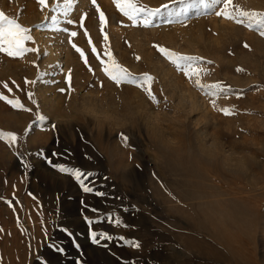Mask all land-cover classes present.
Returning <instances> with one entry per match:
<instances>
[{"label":"rangeland","instance_id":"obj_1","mask_svg":"<svg viewBox=\"0 0 264 264\" xmlns=\"http://www.w3.org/2000/svg\"><path fill=\"white\" fill-rule=\"evenodd\" d=\"M132 3L161 11L144 27L114 0H0L39 50L0 53V94L23 105L0 99V133L17 136H0V264H264V36L236 10L264 21V0H232L233 19L221 0ZM156 45L207 71L186 76ZM106 51L130 74L120 84ZM125 96L141 103L135 127L112 108Z\"/></svg>","mask_w":264,"mask_h":264},{"label":"snow or ice","instance_id":"obj_2","mask_svg":"<svg viewBox=\"0 0 264 264\" xmlns=\"http://www.w3.org/2000/svg\"><path fill=\"white\" fill-rule=\"evenodd\" d=\"M40 2L43 4L45 0H40ZM175 2V0H173ZM181 3H184L185 0H180ZM223 3V8L220 11L215 12L217 16H223L228 19H233L235 17L232 16V14L228 11L229 6L232 5V0H221ZM92 3L95 4V0H92ZM114 3L116 4V7L119 9L120 12H122L125 16H127L133 23V25H139L142 23L144 27H149L152 25V17L156 16L160 11L161 8H155V9H145L141 8L138 5H135L132 3V0H114ZM213 3V0H187L185 11L189 7H197L200 6L202 8H209L211 7ZM164 9H167L169 6L168 4H165L162 6ZM235 7V6H234ZM238 11V14L240 16H247L249 18V26H251L252 23H258L261 25L260 35L264 36V21H258L255 18L257 17V13L255 12H245L240 11L239 9H236ZM141 11H145L147 15H145L142 20L138 19V13ZM55 19V17H53ZM70 24L73 23L71 20L68 21ZM166 23H171V21H165ZM107 23L106 18L104 14L100 13V24H101V31H104V25ZM237 23H243L242 20L237 19ZM65 32H67L69 37V44L71 47L74 48V50L79 53L81 59L85 60V63H87V58L85 56V52L77 47L74 43H72V38L77 36L76 31H68L67 29H64ZM29 29L27 27L21 26L15 19H11L7 16H5L2 12H0V53L7 54L8 57L14 58L21 56L24 52H38L39 50L36 48L28 49L25 47L24 42L27 40H31L32 37L28 35ZM104 39L107 40L108 36L105 33ZM89 43H91V40H89ZM158 48V51L162 54H164L173 64L176 65L177 69L184 72L186 76H192L196 75L197 77L200 75L202 71H207L206 69L201 68H193L192 65L186 64L188 61L192 60H199L202 59L201 57L197 56H190V55H181L178 53L171 52L170 50L161 47L159 45H156ZM245 47H248L245 45ZM92 52H96V47H92ZM106 55L108 56V62L105 63L104 71L105 73L114 80L117 84H120L122 81L126 80L129 77V73L121 66L119 65L114 57L112 56L110 51H106ZM136 59H140V57H136ZM110 62V63H109ZM207 63L211 64L212 61H207ZM237 71H241V69H237ZM143 75V84L148 85L146 88V91L148 92L149 99L154 103H159V100L157 99L156 95H153L152 88L150 86L151 81L153 80V77L148 74L144 73ZM68 81V86H71V69H69L68 75L66 77ZM34 83V82H29ZM197 87H203V85L200 83L199 79L196 81ZM218 86V85H214ZM6 87V85H5ZM61 93H65L66 89L62 88L59 89ZM0 99H6L7 102L11 105L19 106L23 108V105L20 104L18 100L8 99L7 97L0 94ZM35 103V101H33ZM215 101H213V104ZM28 111H31V109H27ZM222 111L225 113V115H231V112L228 109H222ZM44 117H41L43 119ZM53 130H55V125H52ZM0 136L6 137L10 142L16 141L17 136L14 133L8 132V133H0ZM125 140H127V137H124ZM61 171H64V169H61ZM85 191H91L90 189H85Z\"/></svg>","mask_w":264,"mask_h":264},{"label":"clouds","instance_id":"obj_3","mask_svg":"<svg viewBox=\"0 0 264 264\" xmlns=\"http://www.w3.org/2000/svg\"><path fill=\"white\" fill-rule=\"evenodd\" d=\"M174 95L178 96V102L173 105L176 113L188 112L190 114L191 109L187 106V102L190 100L189 92L178 89ZM112 108L120 114V119L126 126L135 127L139 121V117L142 115L141 103L135 96L123 97L121 103L112 105ZM78 114L82 115L84 120L92 118L91 114L85 109H81ZM68 122L69 124L75 123V116Z\"/></svg>","mask_w":264,"mask_h":264},{"label":"bare ground","instance_id":"obj_4","mask_svg":"<svg viewBox=\"0 0 264 264\" xmlns=\"http://www.w3.org/2000/svg\"><path fill=\"white\" fill-rule=\"evenodd\" d=\"M50 53L51 55L49 60H57L56 62L62 61V58L60 57L59 54L60 52L57 49H55V47L50 46Z\"/></svg>","mask_w":264,"mask_h":264}]
</instances>
